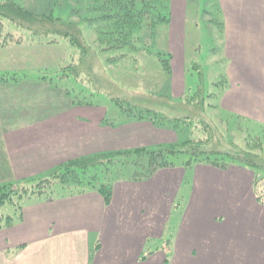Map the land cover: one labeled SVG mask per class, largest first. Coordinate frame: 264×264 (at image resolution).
I'll use <instances>...</instances> for the list:
<instances>
[{"label": "crops", "instance_id": "1", "mask_svg": "<svg viewBox=\"0 0 264 264\" xmlns=\"http://www.w3.org/2000/svg\"><path fill=\"white\" fill-rule=\"evenodd\" d=\"M217 5L221 77L228 85L219 106L262 127L264 0ZM181 26L174 34L172 17L165 26L172 73L164 86L172 103L192 94L187 83L192 56ZM47 83L0 80V184L49 174L80 156L176 141L173 131L151 122L109 120L103 112L86 117L83 112L99 106L76 104L66 89ZM231 181V187L237 184L234 198ZM253 181L254 173L236 164L222 169L182 162L148 180H114L108 206L95 188L30 199L21 220L0 229V264H264V204L255 198ZM185 182L187 197L181 194ZM178 198L184 213L172 237L167 227Z\"/></svg>", "mask_w": 264, "mask_h": 264}, {"label": "trees", "instance_id": "2", "mask_svg": "<svg viewBox=\"0 0 264 264\" xmlns=\"http://www.w3.org/2000/svg\"><path fill=\"white\" fill-rule=\"evenodd\" d=\"M84 1L87 5L85 10L75 8L72 10L73 13L70 20H64L55 16L53 10L50 13H38L31 9V5H22L15 0L0 2V48L4 45L7 36L9 34L12 35L10 32L12 24H16V26L25 25L28 29L39 26L45 29L46 33L43 35L45 39L48 35L53 36L48 43L40 42L39 44L42 47L61 45L63 43L69 44L72 47L71 61L76 55L82 56L80 59L84 61L83 56H87L89 51H93L89 57L85 58L88 62L91 61L92 64L95 54L100 58L101 53L113 50L117 53L111 55L112 58H109L107 63L105 62L103 69L106 68V64L108 63L117 64L125 59L132 60L136 65L138 59L135 54L142 48L139 43L142 35L150 31V36H154V31L149 29H152L154 26L157 28L159 24L166 25L169 23V18L162 16L163 14L158 12L155 7L143 6L142 8H137L134 0ZM143 23H146V28H142ZM218 24L220 25V23ZM88 30H94L98 34L97 43L100 49L95 48L89 43L86 36ZM50 36L48 37L50 38ZM40 38L44 40V38ZM73 52H75V56ZM171 58L172 55L170 53L163 54L160 52L157 54V59L162 63L163 70L167 75L164 77L165 83L169 81L172 73ZM69 63L65 65L71 69L70 71H66L67 67H65L57 72L62 75H59V83H55V87H60V82H64L70 78L78 84L82 83L78 79L79 71L72 68ZM216 63L222 66L224 64L222 60L216 61ZM91 67L93 66L89 65V68ZM135 68L137 69V66ZM106 76L107 78L104 75L89 76L92 79V86L86 85V89L91 92V96L95 94L113 96L112 91L117 90L119 86L122 88V85L118 84V81L112 75L109 77L106 74ZM13 78L17 80L16 77ZM45 78L49 81L48 76L41 79ZM0 80L8 81L7 78ZM165 83L161 87H158L160 89L154 91L155 97L151 95L154 94L151 91L149 97L166 99L170 104H173L171 102L172 99L165 93L168 90L167 86H164ZM50 84L53 85L52 82ZM61 84L63 85V83ZM108 84H110V87ZM214 86L218 88L216 92L206 93L202 85H199L194 93H189L182 97L178 103L189 108L193 114L175 119L164 118L158 110L151 107L143 109L124 105L126 99L111 98V101L117 102L121 106L125 118L139 122H151L158 128L173 131L176 134V141L152 147L113 150L73 158L56 167L51 172L53 174L51 178L41 180L34 185L30 184L35 181V177L0 184V207L14 204L15 200H22L25 197L28 198V201L32 197L53 200L55 198L45 196L47 191H44V189L51 188L57 183H78L85 187L91 185L92 188L98 190L104 198L105 204L108 206L111 203L113 195V187L109 184L108 177L103 182H100L99 185H94L90 182L84 184L81 177L87 171L92 168H108L107 170H111V167L131 164L142 169L140 172L134 174V180H148L158 171L176 166L177 164L173 158L178 155L190 157L188 161L184 162L185 166L208 164L216 168L227 169L231 165L236 164L252 171L254 173L253 193L258 203L264 204V126L257 127L256 130L248 127L245 119L230 114L222 115L225 118L224 121L228 126L229 132H231L233 126L242 124L246 126V129L243 128V130L247 135L243 136V138L238 140L228 138L229 135L227 137L222 132L217 122H214L215 124L212 122L213 119L209 114L212 109L222 110L219 106V101L223 90L228 85L222 79L214 83ZM64 88L67 90L68 95H75L72 91L76 89L70 90L67 86H64ZM79 89L83 90L82 87ZM212 101H218V103H212ZM73 102L82 104V101H78L77 99L73 100ZM85 104L91 105L88 102ZM105 123L108 124V119L105 120ZM107 170L103 171L105 176L109 175H106ZM91 178L96 179V174ZM99 180L102 181L103 179ZM35 187L39 188L38 192L34 190ZM84 191L82 189L79 192L82 193ZM71 193L74 194L75 191H71ZM23 206L20 207L18 205V207H15L13 214L6 215L0 213V229L12 227L17 221H20Z\"/></svg>", "mask_w": 264, "mask_h": 264}, {"label": "rangeland", "instance_id": "3", "mask_svg": "<svg viewBox=\"0 0 264 264\" xmlns=\"http://www.w3.org/2000/svg\"><path fill=\"white\" fill-rule=\"evenodd\" d=\"M6 0H0L4 2ZM16 2L22 5H31V9L40 13H50L52 10L55 16L60 17L64 20H70L72 13L75 8L83 9L86 8V2L84 0H15ZM137 8L152 6L155 7L158 12H161L164 17H172L173 25L176 26L174 34L180 33L181 23L185 25V50L187 56H192V61L190 63V69L187 77L188 86L191 87V92L194 93L199 85H202L204 92H216L218 88L214 86V83L222 80V65L216 63V61H221L219 59L220 49L218 46V23L219 22V11H218V0H134ZM144 4V5H143ZM147 4V5H146ZM146 23L142 24V28H146ZM165 24H159L157 28L154 26L152 29L154 31V36H150V31L144 33L139 39L141 49L136 53L138 62L136 65L132 60L125 59L122 62L117 64L108 63L106 68L103 69V65L109 58H112V54H116L115 51L103 52L100 54V58L95 54L93 56L92 64L91 61L88 62L86 57H89L93 51H89L87 56H83V60L80 59V55L74 56L75 58L71 61L70 55L72 47L63 43L61 45L55 46H41L39 43H48L50 38L47 36L45 39L43 37L45 29L36 26L32 29H28L27 26H16L12 24L10 26V32L4 42V45L0 48V79L13 77H18L17 80L22 81V83H31L33 80L38 78L48 76L49 81L45 78L43 81L52 82L53 86L55 83H59V75L57 72L67 67L65 64L71 65L72 68H75L78 73L79 82L76 83L72 78L60 82V90L64 92V86L68 87L72 91L71 101L77 99L82 101V104L92 103L97 104L100 110L91 111L87 110L83 112L86 114V117H90L92 114L96 113L108 119H118L123 120L125 118L124 113L121 110V106L114 101H111V98L118 97L120 99H126L124 105H131L139 108L145 109L146 107L154 108L158 110L162 117L168 119L182 118L189 115H192V111L175 102L170 104L166 99L153 98L149 97L151 92H154L159 86L165 83V78L167 75L163 70L162 63L158 61V53H167L168 51V42H167V29ZM41 33V34H40ZM87 38L89 43L92 44L95 48H98V34L94 30L87 31ZM40 37L44 38L42 40ZM42 40V41H41ZM176 53L177 47H176ZM215 54V56H214ZM135 57V56H134ZM131 59V58H129ZM72 63V64H71ZM89 65L93 67L89 68ZM69 66V65H68ZM137 66V69L135 68ZM67 69V70H66ZM66 71H70V68H66ZM118 81V84L122 85L117 88V90L112 91L113 96L107 94H95L91 96V92L86 89V85L92 86V79L89 76L104 75L106 74ZM56 76V78H55ZM54 77V79H53ZM109 79V78H108ZM90 82H89V81ZM112 82V81H111ZM63 83V85L61 84ZM111 84V83H110ZM110 84L108 86L110 87ZM156 86V88H155ZM82 87V91L79 89ZM151 91V92H150ZM66 92V91H65ZM168 94V90L165 92ZM67 94V93H66ZM189 94V93H187ZM68 95V94H67ZM152 96H156L151 94ZM74 98V99H73ZM180 101V100H179ZM212 103H218V101H212ZM73 104V103H72ZM222 106V104H221ZM229 112L224 110H210V117L213 119L212 122L218 123L222 132L228 137L233 139H241L243 136L247 135L243 130L246 126L244 124L239 126H233L231 132L228 130V126L224 121L222 115H229ZM120 122V121H119ZM214 123V124H215ZM248 127H252L257 130V125L253 121L246 123ZM246 129V128H245ZM167 140H170V137H167ZM190 157L187 155H178L173 158L176 164H182V162L188 161ZM104 169H90L85 174L82 175L84 184L90 182L94 185H99L100 182H103L106 177H108V182L112 183L116 179L129 178L134 176L135 173L140 172L141 167L135 165H118L114 168L111 167V170ZM105 173L103 171H106ZM110 171V172H109ZM96 174L97 178L92 179L91 177ZM53 174L49 173L46 175L36 176L35 181L30 185H34L41 180L49 179ZM85 177V178H84ZM87 177V178H86ZM99 179H103L102 181ZM238 179L236 183H238ZM232 185V181L229 183V192L230 197L234 198V190L237 184ZM224 185H228V182L225 180ZM90 190L94 189L89 186L79 185L78 183H66L61 184L57 183L51 188L44 189L47 191L45 196H50L52 198H58L60 195L71 193L75 191L79 193L80 190ZM34 190L38 192L39 188L35 187ZM189 191L186 182L182 187L181 194L184 197H187ZM37 196V195H36ZM181 196V195H179ZM227 197V191L222 190L218 196V201L220 204H224ZM37 197H32L36 199ZM181 198L176 200L175 204L177 209L171 215V220L169 221L167 232L170 236L176 237V232L178 230L177 224L180 221V214L184 213L183 206L179 208V202ZM14 204H7L4 207H0V213L3 214H13L15 207L18 205L23 206L27 204L28 198L25 197L22 200H15ZM181 216V217H182ZM152 246L157 245V243H152Z\"/></svg>", "mask_w": 264, "mask_h": 264}]
</instances>
